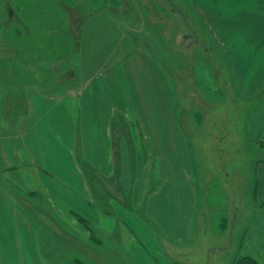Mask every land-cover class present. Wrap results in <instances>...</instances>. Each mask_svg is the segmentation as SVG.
Segmentation results:
<instances>
[{"label":"crops","instance_id":"0c3cea01","mask_svg":"<svg viewBox=\"0 0 264 264\" xmlns=\"http://www.w3.org/2000/svg\"><path fill=\"white\" fill-rule=\"evenodd\" d=\"M80 1L0 0V46L5 43L0 51L6 55L0 58V264H48L22 198L43 202L76 228L78 216L101 227L112 222L96 208L78 157L103 178L114 176L116 113L131 123L139 119L143 129L150 120L160 122L166 138L150 142L156 153L152 161L160 166L165 151L158 146H173L180 133L172 79L158 74L157 63L140 49L128 47V26L116 19L112 27L109 8L89 16L90 7ZM190 1L217 45L230 55L248 102L247 126L264 147V0ZM114 31L118 41L111 39ZM12 43L16 47L9 50ZM164 96L165 118L158 112ZM152 113L159 114L151 119ZM182 136V154L187 155L183 180L197 188L191 138ZM146 144L150 149L148 140ZM153 168L138 164L133 207L142 178ZM257 193L264 206V158L257 165ZM244 245L246 255L264 264V219Z\"/></svg>","mask_w":264,"mask_h":264},{"label":"rangeland","instance_id":"374dc122","mask_svg":"<svg viewBox=\"0 0 264 264\" xmlns=\"http://www.w3.org/2000/svg\"><path fill=\"white\" fill-rule=\"evenodd\" d=\"M80 3L90 7L87 15L96 11L99 15L109 8L112 27L116 19L128 26V47L140 49L139 53L157 63L158 74L172 79L180 133L172 140L173 146H158L165 151L160 166L152 161L156 153L150 145L166 138L160 122L150 120L153 123L143 129L139 119L132 124L125 115L126 128L121 127L122 119L112 124L117 175L105 180L94 172L84 173L96 208L111 218L105 227L91 224L88 229L79 221L76 228L43 202L22 198L28 202L29 218L41 237L48 264H233L235 257L246 254V237L264 219V206L255 193L264 147L247 126L248 102L230 55L217 45L190 0ZM117 38L114 31L111 39ZM12 44L9 50L16 47ZM5 57L0 51V58ZM161 98L158 112L165 118L166 98ZM158 114L148 116L152 119ZM186 134L191 138L192 177L197 188L183 180L187 155L182 154V135L186 139ZM138 164L154 167V172L142 178L139 199L131 209L128 198Z\"/></svg>","mask_w":264,"mask_h":264},{"label":"trees","instance_id":"16d2710c","mask_svg":"<svg viewBox=\"0 0 264 264\" xmlns=\"http://www.w3.org/2000/svg\"><path fill=\"white\" fill-rule=\"evenodd\" d=\"M118 119H122V120H120L121 121V125H124V126H121V127H123V128H126L127 127V118H126V116L125 115H123V114H120V113H116L115 115H114V117H113V119H112V124L114 123V122H116ZM119 124V123H118ZM120 125V124H119ZM127 139H125V141H126ZM130 158H131V156H130ZM132 159V158H131ZM80 162V166H81V168H82V170H83V172L84 173H86V172H94V174H96L98 177H102V175H100V174H98V172H97V170L92 166V164L88 161V160H86V158H84L83 156H82V159L79 161ZM133 162H136V160H135V158H134V160H133ZM115 175H117V173H115ZM114 175V176H115ZM114 176H112V177H114ZM135 176H133V178H134ZM105 179V178H104ZM105 180H107V179H105ZM133 181H134V179H133ZM131 190H132V188H131ZM130 190V191H131ZM257 192V189L255 188V193ZM131 194V193H130ZM131 195H129V203H130V206H129V208H131V209H133V206H132V202H131ZM109 198V202H111V196H109L108 197ZM107 198V199H108ZM118 200L119 201H122V199L120 200V198H118ZM106 212H108V213H112V211L111 210H106ZM79 217V220L82 222V223H84L85 224V226L88 228H90L91 227V225H90V223H88V221L85 219V218H83V217H81V216H78ZM88 228V229H89ZM77 262H78V260H77ZM79 263H81V262H79ZM233 264H257V261H256V259L253 257V256H251V255H246V254H243V255H239V256H237V257H235L234 258V261H233Z\"/></svg>","mask_w":264,"mask_h":264}]
</instances>
